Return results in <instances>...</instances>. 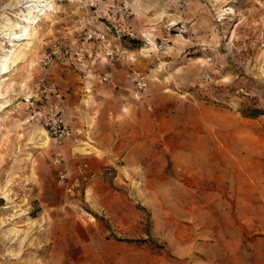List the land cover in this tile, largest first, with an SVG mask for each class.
Here are the masks:
<instances>
[{
  "label": "rangeland",
  "instance_id": "rangeland-1",
  "mask_svg": "<svg viewBox=\"0 0 264 264\" xmlns=\"http://www.w3.org/2000/svg\"><path fill=\"white\" fill-rule=\"evenodd\" d=\"M53 1L1 41L0 264H264V0Z\"/></svg>",
  "mask_w": 264,
  "mask_h": 264
},
{
  "label": "bare ground",
  "instance_id": "bare-ground-1",
  "mask_svg": "<svg viewBox=\"0 0 264 264\" xmlns=\"http://www.w3.org/2000/svg\"><path fill=\"white\" fill-rule=\"evenodd\" d=\"M53 0H19L15 7H11L10 10L16 11L13 15H7L3 17V23L0 25V46L1 41L9 39V42H17L21 40H30L32 36L30 34L29 25H39L44 17H48V11L55 10V4ZM11 6V5H10ZM164 17L163 14L160 18ZM24 23V24H22ZM22 24V25H21ZM30 42L25 45H17L15 43L11 49H3L0 53V75H7L11 67L16 66L17 63L24 59L26 54L23 49L28 48ZM5 83L0 81V98L4 93L1 90V85ZM50 140L48 133L45 129H40L37 136V141L41 142L42 146H46Z\"/></svg>",
  "mask_w": 264,
  "mask_h": 264
},
{
  "label": "built area",
  "instance_id": "built-area-1",
  "mask_svg": "<svg viewBox=\"0 0 264 264\" xmlns=\"http://www.w3.org/2000/svg\"><path fill=\"white\" fill-rule=\"evenodd\" d=\"M94 35L95 32H91L89 37L92 38ZM44 91L46 92L45 99H48L50 104L47 106H41L40 109L33 113L32 119L43 122L47 128L48 134H50L52 137H55V139L61 143L66 137L70 136L71 131L61 120V100H56L55 102L50 101L52 96H55L56 98L60 97L58 88L55 85H52L50 88L45 89Z\"/></svg>",
  "mask_w": 264,
  "mask_h": 264
},
{
  "label": "crops",
  "instance_id": "crops-1",
  "mask_svg": "<svg viewBox=\"0 0 264 264\" xmlns=\"http://www.w3.org/2000/svg\"><path fill=\"white\" fill-rule=\"evenodd\" d=\"M63 101H65V100H63ZM63 101H62V102H63ZM90 104H91V102L89 101V105H90ZM69 107H71V106H69ZM71 108H72V107H71ZM72 109H73V108H72ZM63 123H64V121H63ZM77 124H78V123H77L76 121H74V120L70 122V125H71V127H73V128H75ZM73 131H74V130H73Z\"/></svg>",
  "mask_w": 264,
  "mask_h": 264
}]
</instances>
